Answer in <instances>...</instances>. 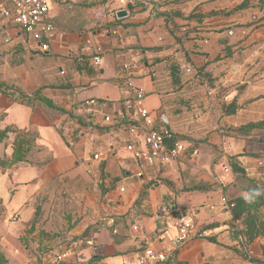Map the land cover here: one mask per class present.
I'll list each match as a JSON object with an SVG mask.
<instances>
[{"label":"crops","instance_id":"obj_1","mask_svg":"<svg viewBox=\"0 0 264 264\" xmlns=\"http://www.w3.org/2000/svg\"><path fill=\"white\" fill-rule=\"evenodd\" d=\"M48 1L54 32L46 52L0 14V83L28 96L40 90L62 112L30 109L0 95V128L37 133L34 164L0 172L4 211L14 200L27 216L20 228H7L0 243L8 246V264H56L61 255L66 264H136L146 248L165 253L167 264H263V240L240 242L242 217L228 202L247 197L240 173L264 181V127L236 132L264 123V0H139L122 20L115 16L126 10L118 0ZM1 8L11 10L8 0H0ZM86 41L105 50L99 67ZM127 62L136 63L131 73L123 70ZM181 71L192 76L180 78ZM126 78L149 97L167 94L173 108L168 127L197 156L187 150L155 166L132 160L124 150L127 132L103 121L120 111ZM14 138L9 134L0 146L6 158ZM65 171L72 186L78 177L94 179L100 203L82 238L70 233L51 250L54 243L39 235V214L22 209L24 184L46 177L53 183ZM258 215L264 220V206ZM181 217L192 218L197 231L175 247L173 224ZM102 220H115L114 228Z\"/></svg>","mask_w":264,"mask_h":264},{"label":"built area","instance_id":"obj_2","mask_svg":"<svg viewBox=\"0 0 264 264\" xmlns=\"http://www.w3.org/2000/svg\"><path fill=\"white\" fill-rule=\"evenodd\" d=\"M139 0H118L120 7L128 10L134 8ZM11 10L0 9V14L9 19L13 26L22 30L34 43L38 45L40 52L49 49V40L54 32L53 25L47 20L49 13L48 0H8ZM92 49V64L94 67L101 65L105 50L98 44L85 42ZM136 68L135 62L123 64V70L131 73ZM189 72V70H186ZM123 87L127 96L122 100L120 111L113 116H105L103 121L106 125L122 128L131 138L125 144L124 150L137 164L146 166L164 165L169 161H175L187 150H191L192 157L197 156V150L186 141L179 138L163 119L162 112L152 113L144 106V92L136 88L129 78L122 79ZM93 104V102H91ZM97 160V156H94ZM226 171V170H225ZM122 191V190H121ZM222 203L227 204L223 199ZM231 209L232 206L228 205ZM12 222L16 218L11 219ZM102 226L109 225L114 228V220H102ZM175 236L172 245L180 247L187 243L197 231L192 218L181 217L174 221ZM112 233H116L114 229ZM249 256L253 253L247 251ZM66 256L61 255L54 258L59 263ZM136 264H167V255L163 252L146 248L136 260Z\"/></svg>","mask_w":264,"mask_h":264},{"label":"rangeland","instance_id":"obj_3","mask_svg":"<svg viewBox=\"0 0 264 264\" xmlns=\"http://www.w3.org/2000/svg\"><path fill=\"white\" fill-rule=\"evenodd\" d=\"M191 76L192 75L185 74L184 71L179 72L180 78H188ZM150 95L151 94H145V108L152 113L160 110L163 114V119L168 120L169 114H172L171 112L173 108L169 105L170 103L168 102L167 94L161 93L157 94V96L149 97ZM210 125L211 127H214V123H210ZM216 125L218 128L223 125V123L219 122ZM85 148L89 150L91 157L93 152L90 150V147L86 145ZM43 157L46 158L48 156L46 155ZM43 157L39 158L43 159ZM31 163L34 164V161L32 160ZM83 169L86 171L87 169L92 170L93 168H87L84 166ZM68 172L69 171L62 173L58 172L53 183H48L49 177H46L47 180L45 181L31 179L27 180L24 184L27 188L26 192L28 197L26 198L22 209L31 208L32 211H38L40 216L39 228H41L39 235L42 239L47 237L54 243H52L54 248L51 250H56L58 249L57 247L65 244L63 239L66 236L70 238V233L74 234L76 238H82L84 234V231L82 230L88 223L90 216H92L94 204L99 205L100 203L97 190L94 189V179L85 181L81 177H78L74 186H72L69 184L71 177ZM83 184L87 187L83 188ZM4 186L5 179H0V199L3 202L6 197ZM30 190H32V192ZM1 210H4L3 206L0 207V211ZM17 213L20 215L19 221L17 223H10L11 217L13 215L18 216ZM26 217L24 211H20L14 200L9 202L7 210L4 211L3 215H0V243L5 237H7V228H20L23 223L27 221L25 220ZM57 243L59 244L56 245ZM7 249L8 246L2 247L0 245V251L4 255L8 252Z\"/></svg>","mask_w":264,"mask_h":264},{"label":"trees","instance_id":"obj_4","mask_svg":"<svg viewBox=\"0 0 264 264\" xmlns=\"http://www.w3.org/2000/svg\"><path fill=\"white\" fill-rule=\"evenodd\" d=\"M134 8H130L129 11L133 13ZM0 95L7 96L11 102L23 105L30 109H33L36 105L46 106L58 113H62L60 109L56 108L48 99H45L41 95V91L35 92L33 95L28 96L21 92L14 86H7L0 83ZM3 115L0 116V122L3 120ZM264 127L263 122L251 123L245 126H241L236 130L237 133H249L253 130H259ZM9 134L15 135L14 141L11 144V156L6 158L0 154V172L13 165H27L31 164L32 148L35 140L37 139V133L29 131H20L13 127L0 128V146L5 144ZM102 166L100 168V179L105 176L102 174ZM240 179L238 181L243 182L241 189L247 192V197L239 195L234 203L228 202V205L232 206L231 210L235 217H242L241 229L239 230L240 242L248 244L256 239H262V263L264 264V220L258 215L259 210L264 206V181L248 178L244 174L240 173ZM194 190H198L194 188ZM2 205L0 204V207ZM4 210L0 211V215ZM35 216H38V211H35ZM36 218V217H35ZM116 221L114 220V224ZM0 264H8L5 255L0 251ZM56 264H66L64 262ZM92 264V263H88Z\"/></svg>","mask_w":264,"mask_h":264},{"label":"water","instance_id":"obj_5","mask_svg":"<svg viewBox=\"0 0 264 264\" xmlns=\"http://www.w3.org/2000/svg\"><path fill=\"white\" fill-rule=\"evenodd\" d=\"M128 11L127 10H119L115 13V16L118 20H122V19H125L127 18L128 16Z\"/></svg>","mask_w":264,"mask_h":264}]
</instances>
